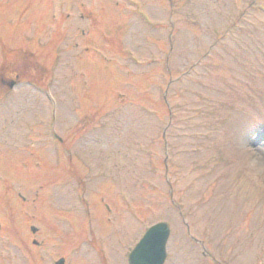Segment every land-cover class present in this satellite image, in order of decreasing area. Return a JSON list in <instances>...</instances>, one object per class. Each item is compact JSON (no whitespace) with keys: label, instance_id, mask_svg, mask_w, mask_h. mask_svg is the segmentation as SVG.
<instances>
[{"label":"rangeland","instance_id":"rangeland-1","mask_svg":"<svg viewBox=\"0 0 264 264\" xmlns=\"http://www.w3.org/2000/svg\"><path fill=\"white\" fill-rule=\"evenodd\" d=\"M17 73L0 83V264L6 237L37 232L72 264H129L158 222L164 264H264V188L229 156L240 137L264 152V0H0V80ZM44 124L75 129L74 174Z\"/></svg>","mask_w":264,"mask_h":264},{"label":"flooded vegetation","instance_id":"flooded-vegetation-1","mask_svg":"<svg viewBox=\"0 0 264 264\" xmlns=\"http://www.w3.org/2000/svg\"><path fill=\"white\" fill-rule=\"evenodd\" d=\"M79 7H83L81 12L79 13L80 18L89 19L91 12L88 10V7ZM136 10L141 13L142 16L148 17L142 9L140 10L137 7ZM82 33L83 30L81 32V35ZM75 42L76 41H72L70 42V44L73 46H78V43ZM20 80L21 76L17 73L15 74V77L13 79L2 77L0 83L10 89L12 83H15L14 85H16ZM74 130V128L68 126L64 130V135L62 134L60 136L56 132L57 130L55 129L54 125L44 124V126L39 127V133H37V136L40 137V142L42 141V139H45L50 140L53 143V149L56 150V152L60 153L57 166L61 167V170L67 172L68 174H74L76 170H78L73 163L71 154V150L74 149ZM24 135H28L30 137V133ZM40 147L38 149L40 152H36L34 154L35 158H41V156H39V153L42 152ZM66 154L68 155L66 156ZM29 155H32V152H30ZM1 231L2 228L0 227V232ZM3 237L4 236L0 235V238ZM6 238L7 241L11 244L13 243V246L15 245V247L8 248L4 246V248L6 249V256L3 258L4 264H44V262H46V260L48 259L52 261V264H58L60 260L62 261V264H72L71 252L68 251V249L62 250L61 253L57 255H52L51 251L46 250L47 242L44 238H42L41 232H37L35 233V235H13ZM70 243L71 241L68 240L67 248H69Z\"/></svg>","mask_w":264,"mask_h":264},{"label":"water","instance_id":"water-1","mask_svg":"<svg viewBox=\"0 0 264 264\" xmlns=\"http://www.w3.org/2000/svg\"><path fill=\"white\" fill-rule=\"evenodd\" d=\"M14 83L11 84V87ZM33 232L37 228H31ZM170 236V226L159 222L147 229L141 240L129 254V264H164L167 256L166 244ZM58 264H62L60 260Z\"/></svg>","mask_w":264,"mask_h":264},{"label":"clouds","instance_id":"clouds-1","mask_svg":"<svg viewBox=\"0 0 264 264\" xmlns=\"http://www.w3.org/2000/svg\"><path fill=\"white\" fill-rule=\"evenodd\" d=\"M232 168L242 173L246 186L264 188V152L253 148L241 137L230 146Z\"/></svg>","mask_w":264,"mask_h":264}]
</instances>
